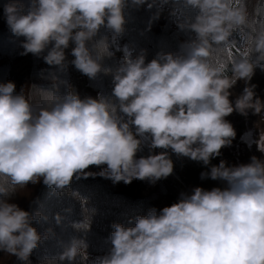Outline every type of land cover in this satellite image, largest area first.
I'll use <instances>...</instances> for the list:
<instances>
[{
    "label": "clouds",
    "instance_id": "obj_1",
    "mask_svg": "<svg viewBox=\"0 0 264 264\" xmlns=\"http://www.w3.org/2000/svg\"><path fill=\"white\" fill-rule=\"evenodd\" d=\"M172 2L196 12L178 23L194 36L180 44L178 53L161 52L147 63L145 50L135 58L126 52L114 70L103 67L113 53L106 36L96 39L100 29L121 36L125 9H152L157 0H29L26 12L22 0L4 5L11 33L24 38L21 55L46 52L44 62L63 71L71 42L76 70L89 79L111 73L113 87L111 97L82 99L71 86L60 95L34 84L19 92L12 81L0 84V251L28 262L39 243L50 238L51 229L40 234L32 226L47 217L10 202L17 193L30 195L28 184L42 180L57 193L74 177L154 185L173 173L169 149L209 166L230 147L236 131L226 117L233 112L247 116L251 111L261 118L258 128L264 123V101L250 83L256 67L264 70V0H256L251 11L250 0ZM159 18L157 11L152 20ZM237 31L244 51L225 60ZM238 81L245 87L233 103L230 90ZM146 134L149 153L137 158L138 137ZM256 144L264 153L262 129ZM155 149L162 151L154 154ZM92 166L100 170L88 171ZM200 175L226 187H195L159 213L152 208L136 217L134 226L112 224L111 247L96 264H264V160L252 156L249 163L231 167L221 160ZM72 227L86 232L90 222ZM87 248L85 239L73 236L58 258L46 257L44 264L87 260Z\"/></svg>",
    "mask_w": 264,
    "mask_h": 264
},
{
    "label": "trees",
    "instance_id": "obj_2",
    "mask_svg": "<svg viewBox=\"0 0 264 264\" xmlns=\"http://www.w3.org/2000/svg\"><path fill=\"white\" fill-rule=\"evenodd\" d=\"M8 0H0V16L3 25H0V84L7 83L10 79L8 69L10 64L26 56L27 70L19 76L16 91L19 92L22 86L37 85L45 89L55 90L58 94H66L68 87V75L65 70L61 71L54 66L47 65L42 56L36 57L32 54L21 55L23 48L21 43L23 37L17 38L11 33L4 15V5ZM25 4V12L29 0H22ZM256 0H250L249 10ZM170 13L175 15L152 20L157 11H160L159 2L152 9L146 5L140 8L127 7L125 9L124 33L117 37V40H124L130 47L132 57L135 58L141 50L146 51V63L156 57L158 53H178L180 44L194 36L193 33L178 28V23L183 20L185 15L194 17L196 12L183 8L181 3H173L169 0L164 4ZM131 8L133 13L129 11ZM137 9V11H135ZM264 15V10H262ZM152 20L149 27V21ZM108 38L109 51L112 56L105 57L103 67L115 69L120 65V59L114 54L110 41L109 30L101 28L96 39L101 37ZM232 39L236 40L234 46H230L223 53V58L228 60L230 57L237 56V49L242 47V36L239 31L234 32ZM51 47V46H50ZM254 58V57H253ZM55 76V86L53 82ZM112 74L105 75L101 72L95 79L85 76L87 85L96 91L97 96L111 97L112 94ZM57 88V90H56ZM115 102V98L112 97ZM27 191L30 195L19 193L10 198V202L20 201L23 203V210L31 213L40 212L42 217L39 221H33L32 226L38 233L43 234L51 229L50 238L42 240L38 247L33 250L28 262H22L15 256H8L0 251V264H44L46 257H59L64 247L69 243L73 236L85 239L88 248V257L91 255H101L111 247L110 234L114 229V223H121L125 227L134 226L135 218L147 215L148 211L156 208L158 213L161 210L153 205L145 197H131L124 193L117 192L105 181L89 177L73 178L71 184L62 192L57 193L54 188H49L41 180L36 185L28 184ZM60 216L57 223L56 216ZM88 224V231H76L72 225L83 222ZM89 259V258H88ZM82 261L80 257L72 264H89V261ZM59 264H69L67 260L60 261ZM92 264H95L93 262Z\"/></svg>",
    "mask_w": 264,
    "mask_h": 264
},
{
    "label": "rangeland",
    "instance_id": "obj_3",
    "mask_svg": "<svg viewBox=\"0 0 264 264\" xmlns=\"http://www.w3.org/2000/svg\"><path fill=\"white\" fill-rule=\"evenodd\" d=\"M159 2V0H157ZM140 8V7H139ZM160 18L168 17L170 11L167 8L160 4ZM129 11L133 13L131 8H128ZM137 11V9L135 10ZM3 23V20L0 16V25ZM3 25V24H2ZM109 38L114 50V54L119 57L120 62L122 63L123 57L126 52H130L129 45L124 40H117V37H114L113 34L109 31ZM74 47V44L70 42L69 48L66 49V58L68 61V66L64 69L69 77L68 87L74 88L79 96L83 99L85 97L97 98V93L92 88H90L85 80V75L81 74L74 65L70 62L74 59L71 55V49ZM244 51L243 47L237 49L236 55L239 56ZM27 70V58L23 56L22 58L14 61L10 64L8 69V76H10L9 81H12L18 84L19 76L25 73ZM8 81V82H9ZM251 84L257 85L255 91L257 96L264 101V70H261L260 67H256L255 75L253 76ZM245 84L243 81H238L233 89L230 91L233 93L229 98L234 103L236 97L243 92ZM57 90V88H56ZM55 91V90H53ZM264 114V113H262ZM228 121L232 123L236 131V137L232 142L230 147H225L221 149V155L219 157L213 158L209 166H205L202 163L195 162L187 157L177 156L172 153L169 149L170 158L174 164L173 173L168 176L166 179H161L157 181L154 185L150 184L148 181L134 180L130 185H125L123 182L118 184H113L109 179L102 177H95L105 181L112 189L117 192L124 193L131 197H145L153 205L162 209L165 206H170L173 203L178 202L180 193L191 194L192 190L195 187H202L205 190H211L215 187L224 188L226 187V182L220 180H212L211 178L201 179L202 172L210 171L211 165H218L221 160L227 162V166H238L240 164H247L250 162L252 156H256L264 160V153L258 151L256 140L258 139L260 129L264 130V123L260 124V127H257V123L260 121V116L253 115L249 111L247 116L240 115L237 112H233L231 115L226 117ZM134 131V128H133ZM142 140L141 150L137 153V158L141 156H146L149 153V144L150 137L147 134L144 137H138ZM161 149H155L154 154H158ZM100 169L92 166L88 171H99ZM23 209V203L20 201H14ZM110 249V248H109ZM108 249V251H109ZM105 252L101 255H91L88 258L89 264L97 261L98 257H101L108 253Z\"/></svg>",
    "mask_w": 264,
    "mask_h": 264
}]
</instances>
